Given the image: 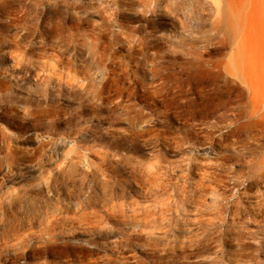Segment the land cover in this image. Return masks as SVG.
Segmentation results:
<instances>
[{
  "label": "bare ground",
  "instance_id": "bare-ground-1",
  "mask_svg": "<svg viewBox=\"0 0 264 264\" xmlns=\"http://www.w3.org/2000/svg\"><path fill=\"white\" fill-rule=\"evenodd\" d=\"M178 1L169 0L167 5L175 13L187 14L190 23L182 24L186 28L180 37L166 31L162 34L161 30L147 31L141 27V18L131 29L115 21L117 31L97 23L86 31L78 13L70 16L51 4L42 9L40 0H0V68L14 70L18 63L22 75L14 83L12 78L0 80V263L41 258L66 247L64 240L75 241L77 256L102 250L98 264L129 261L133 254L127 250L134 247L135 240H110L104 229L110 228L109 211L122 208L134 188L145 192L141 182L145 175L118 169L105 160L89 161L87 152L95 145L107 144L115 151L113 159H124V143L137 147L151 135L144 127L150 115L137 110V100L142 107L148 100L167 102L173 115L203 130L211 149L215 135H219L233 144L245 137V146L264 151V32L251 35L249 31L255 20L264 24V0H194L197 10ZM113 4L120 7L117 1ZM67 21L74 29L69 33V43H65L63 32ZM206 21L213 38L205 37L200 28ZM171 39L188 48V62L178 70L169 68L161 50L162 42ZM81 42L91 51L82 52ZM212 42L219 49L217 59L211 58ZM113 47H126L128 58L117 55ZM139 86L142 94L138 93ZM65 87L69 91L89 90L95 107L110 111L109 128L123 124L129 129L113 141L86 128L67 134L51 129L46 134L34 133L36 142L39 137L43 140L36 147L26 145L23 139L31 138L20 134L17 111L22 115L20 121L34 120L37 127H41V116L49 119L53 114L54 126V119L70 123L74 115H81L80 108L72 111L65 105ZM220 120H228L223 132L218 126ZM22 130L26 134L34 129ZM111 130L110 135L114 133ZM74 153L88 160L89 171H78L75 159L69 158ZM261 154L258 163L262 175L264 152ZM46 161L54 166L55 173L44 170ZM237 178L233 171L231 179ZM145 241L139 245L150 247L152 240ZM190 259L186 257L184 264Z\"/></svg>",
  "mask_w": 264,
  "mask_h": 264
},
{
  "label": "rangeland",
  "instance_id": "rangeland-1",
  "mask_svg": "<svg viewBox=\"0 0 264 264\" xmlns=\"http://www.w3.org/2000/svg\"><path fill=\"white\" fill-rule=\"evenodd\" d=\"M40 1L43 2L42 9L51 6L69 13L70 16L78 13L84 19L83 26L86 31L93 29L95 23L107 25L109 30L117 31L115 21L124 23V29H131L139 25L135 20L141 18V27L147 31L161 30L162 34L166 31L180 37L183 28H186L182 24L190 23L187 14L184 17L182 12L175 13L174 9H170L167 5L169 0ZM113 1H117L120 7L114 5ZM178 2H187V6L197 10L194 0ZM185 4L184 11L187 10ZM206 18L210 21L209 16ZM207 21L202 23L200 28L205 37L213 38L212 28ZM72 30L73 26L67 21L63 31L65 43H69L68 37ZM249 31L251 35L260 34L264 32V24L255 20L251 23ZM104 40L109 41L107 38ZM86 42L91 44L87 40ZM87 43H80L79 49L82 52L91 51ZM162 43L163 57L168 61L170 69L178 70L188 62L187 46L175 39ZM216 48V43L212 42L213 59L220 57L219 49ZM113 49L120 57L128 58L126 47ZM20 66L17 63L16 68L12 70V67L7 65V71L0 68V80L8 82L7 78H12L14 83L19 77L22 78V75H19ZM138 93H143L140 86ZM92 95L89 90L69 91L65 87L62 96L65 105L72 111L80 108L78 112L81 114L74 115L70 123L54 119L52 126V114L49 119L41 116V127H37L36 123H32L34 120L20 121L22 115L17 111L15 121L16 125L20 126V134L31 138L23 139L25 144L36 147L43 140L38 136L36 142L37 136L34 133L46 134L45 131L51 129L57 134H67L86 128L111 141L114 137L118 138L117 134L121 135V132L129 129L123 124L109 128L108 123L112 118L110 111L106 107L97 109ZM136 103L137 110L150 115L144 127L151 135L139 142L137 147L129 146L128 142L124 143L123 152L127 155L124 159H113V147L107 144L95 145L87 152L89 161L99 163L105 160L107 164H112L118 169L128 168L135 171V174L142 172L145 175V178L141 179L145 192L134 188L136 191L131 196L127 195L128 199L122 208L109 211L107 221L110 228L104 229L105 234L111 237L110 240L117 237H120L119 240H135L134 247L127 250L133 255L128 254L130 256L126 264H184L186 257H192L187 264H264V173H259L261 153L264 151L256 146H245V137L241 143L233 144L231 139L225 141L219 135H215L214 148L211 149L205 133H202L203 130L173 115L168 110L167 102L148 100V105L144 103V107L139 100ZM227 121L218 122L221 132L228 126ZM22 127L34 130L25 134ZM12 129L19 130L13 126ZM111 129L114 133L110 135ZM20 144L25 145L22 141ZM103 153H107L109 158L103 156ZM69 158L75 159L79 172L89 171L88 160L84 159L81 153H74ZM3 169L4 167L2 171ZM47 169H51V174L56 172L48 161L44 164V170ZM233 171L239 175L234 181L231 179ZM38 173H35L36 176ZM79 188L84 189L83 186ZM145 240H152L150 247L143 248L139 245L146 243ZM64 243L66 247L63 249L49 251L41 258L21 260L19 264L100 263L98 257L103 255L102 250L95 249L92 254L85 252L77 256L74 253L75 241L64 240ZM109 254L115 257L113 252Z\"/></svg>",
  "mask_w": 264,
  "mask_h": 264
}]
</instances>
